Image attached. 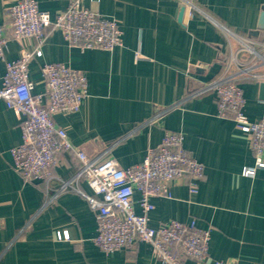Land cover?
Listing matches in <instances>:
<instances>
[{"label":"crops","instance_id":"obj_1","mask_svg":"<svg viewBox=\"0 0 264 264\" xmlns=\"http://www.w3.org/2000/svg\"><path fill=\"white\" fill-rule=\"evenodd\" d=\"M17 1L0 0L8 61L18 59L23 46L12 38L8 17ZM36 1L55 16L70 0ZM195 3L205 15L188 18L178 0H82L84 7L116 20L123 45L81 49L48 27L42 44L25 41L35 53L29 78L33 93L45 95L43 64L60 62L86 74L88 97L80 109L54 117L91 158L112 157L127 168L141 163L166 131L182 132L185 148L205 165V175L194 194L185 180H176L171 198L152 197L150 225L195 219L198 227L211 231L209 260L203 264H264V169L243 174L255 165L248 134L234 116L218 115L215 91L189 95L224 75H237L235 67L226 69L230 47L220 25L264 42V0ZM4 73L5 62H0V76ZM237 82L244 113L250 120L263 118L264 80L239 77ZM21 141L22 116L0 99V264H161L147 242L104 253L93 242L96 212L81 194L59 192L62 180L79 172V160L60 153L51 180L26 181L12 166L11 149ZM74 184L91 193L84 179ZM135 209L141 212L138 205ZM64 231L69 238L58 239ZM183 264L199 263L184 258Z\"/></svg>","mask_w":264,"mask_h":264},{"label":"built area","instance_id":"obj_2","mask_svg":"<svg viewBox=\"0 0 264 264\" xmlns=\"http://www.w3.org/2000/svg\"><path fill=\"white\" fill-rule=\"evenodd\" d=\"M178 1L188 18L205 15L195 0ZM8 17L12 38L23 45L18 59L6 60L7 39L0 25V62H5V73L0 76V99L22 116V141L11 149L14 171L26 181H49L57 155L73 154L80 162V170L73 178L62 180L59 192L71 190L81 194L96 212L93 242L104 253L132 250L137 242H147L161 264H183L184 258L199 264L207 262L210 229L198 227L195 219L185 222L173 219L158 227L149 223V214L155 208L152 197L171 198V185L176 180H185L189 192L194 194L205 175V165L185 148L182 132L166 131L162 141L148 150L141 163L124 168L112 157L102 160L89 157L55 121V114L78 111L88 97V79L83 71L60 62L45 63L41 71L46 94L33 93L29 64L35 53L26 48L25 41L32 39L40 45L45 40V29L53 27L73 46L112 50L123 45V32L116 20L84 7L82 0H70L67 8L55 16L41 10L36 0H18L10 6ZM220 29L230 47L224 60L226 69L235 67L237 75H224L189 95L207 90L216 92L218 115L234 116L237 127L248 134L255 165L245 168L243 174L251 176L257 169H264V117L250 120L244 113V94L237 79L264 80V71H259L264 68V42L227 26L220 25ZM80 179L87 182L91 193L75 186L74 182ZM57 238L68 239V231L58 232ZM213 264L239 263L214 260Z\"/></svg>","mask_w":264,"mask_h":264},{"label":"water","instance_id":"obj_3","mask_svg":"<svg viewBox=\"0 0 264 264\" xmlns=\"http://www.w3.org/2000/svg\"><path fill=\"white\" fill-rule=\"evenodd\" d=\"M182 15H183V11H182V13L180 15V18L182 17ZM262 20L264 21V14H263V19ZM261 90H262V93H264V83L261 84Z\"/></svg>","mask_w":264,"mask_h":264}]
</instances>
